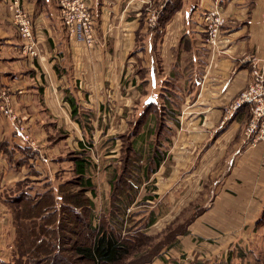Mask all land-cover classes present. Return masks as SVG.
<instances>
[{
    "label": "crops",
    "instance_id": "obj_1",
    "mask_svg": "<svg viewBox=\"0 0 264 264\" xmlns=\"http://www.w3.org/2000/svg\"><path fill=\"white\" fill-rule=\"evenodd\" d=\"M87 1L92 47L69 36L57 0H22L39 51L31 57L0 0V264L17 249L26 199L13 208L9 200L20 188L42 205L43 193L58 203L78 181L92 226L121 205L128 226L173 220L167 235L179 264L260 262L264 144L243 140L247 108L221 121L264 58V0H218L226 17L218 51L200 19L214 0H181L162 27L147 15L166 0ZM226 241L223 257L219 247L208 253Z\"/></svg>",
    "mask_w": 264,
    "mask_h": 264
},
{
    "label": "trees",
    "instance_id": "obj_2",
    "mask_svg": "<svg viewBox=\"0 0 264 264\" xmlns=\"http://www.w3.org/2000/svg\"><path fill=\"white\" fill-rule=\"evenodd\" d=\"M180 5L181 0H166L158 13L156 26H164ZM131 167L134 169L135 162ZM130 184L134 185L133 182ZM23 185L29 184L24 182ZM74 185L77 189L60 194L58 203L47 192L43 193L40 197L44 201L42 205L41 199L38 205H30L29 187L20 188L21 191L9 200L15 205L26 199L23 210L17 211L20 230L16 259L1 264H112L127 255L128 245L119 238L126 227L130 228L122 214L125 207L120 205L119 212L104 216L99 227L92 226L84 184L78 181ZM258 224L264 226V212Z\"/></svg>",
    "mask_w": 264,
    "mask_h": 264
},
{
    "label": "built area",
    "instance_id": "obj_3",
    "mask_svg": "<svg viewBox=\"0 0 264 264\" xmlns=\"http://www.w3.org/2000/svg\"><path fill=\"white\" fill-rule=\"evenodd\" d=\"M11 23L22 39V51L31 56H39L36 40L33 33L30 12L23 6L22 0H8ZM59 15L69 36L80 35L87 47L97 43L96 25L93 12L87 0H57ZM162 7V6H161ZM157 10H150L147 15V24L154 26L157 21ZM204 41L212 51H218L223 43L222 28L226 17L218 0L200 12ZM254 59V58H253ZM251 78L247 85L225 107L222 124L235 112L247 107L248 118L242 129L244 142L264 144V58L251 63ZM9 120L14 124L17 133L30 141L20 119L11 108H4ZM32 143V142H31Z\"/></svg>",
    "mask_w": 264,
    "mask_h": 264
},
{
    "label": "rangeland",
    "instance_id": "obj_4",
    "mask_svg": "<svg viewBox=\"0 0 264 264\" xmlns=\"http://www.w3.org/2000/svg\"><path fill=\"white\" fill-rule=\"evenodd\" d=\"M21 124L24 126L25 130L28 131V129L22 122ZM29 137L31 138V135H29ZM10 206L13 208L14 204ZM104 216H102V218ZM102 220H100V223L97 222L96 226L99 227L100 225H102ZM106 220H109V218H107ZM167 220L160 223L156 222L153 225V227L149 228L148 230H146L143 226L139 227L138 223H136V227H134L132 226L133 223L131 222L130 228L126 227L125 231H123V233H121L122 235L119 237L122 240V242H125L128 245L127 255H125L119 261L114 262L112 264H162L163 260L167 262L166 264H179L178 262H180V259L177 258V255L174 252L176 250L173 248V245L171 244L174 241V239L169 240L171 236L167 235L169 234V232L172 231V229H169L170 228L169 226L171 224L170 222H172L173 220L170 221L169 223ZM84 230L85 232L88 231L87 233H89V229L86 231L85 228ZM223 236H226L223 232L221 233V235L217 234L216 240L217 238L224 239ZM226 242L227 243L223 247L220 246L219 244H216V247L212 245L210 249H208V253L211 255V252L212 251L214 252L216 248L219 247V250L217 251L218 252L217 255L223 257V254L226 251V250L224 251V249L227 248L229 245L228 241ZM15 253L16 251L13 252V255L10 260L16 259ZM223 263L225 264L224 261H221L218 262L217 264H223ZM252 264H264V258L260 262L258 261Z\"/></svg>",
    "mask_w": 264,
    "mask_h": 264
}]
</instances>
